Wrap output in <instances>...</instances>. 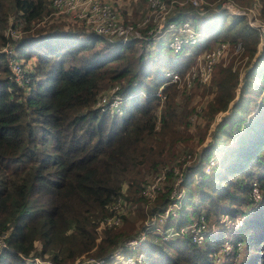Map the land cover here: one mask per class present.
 Listing matches in <instances>:
<instances>
[{"label": "trees", "instance_id": "obj_1", "mask_svg": "<svg viewBox=\"0 0 264 264\" xmlns=\"http://www.w3.org/2000/svg\"><path fill=\"white\" fill-rule=\"evenodd\" d=\"M175 6L173 20L191 18L201 35L195 47L178 53L163 37L122 44L84 27L66 29L64 19L52 20L51 0H0V47L10 38L8 29L22 22L27 32L14 41L15 48L24 62L36 56L23 87L10 77L0 52V237L7 242L0 264H31L28 258L36 254L53 264H74L85 255L108 262L140 219L163 210L170 185L148 212L139 205L122 226L98 229L114 198L129 199L125 186L130 195L140 193L145 173L170 159L164 158L167 146L174 151L179 139L190 137L179 127L188 126L192 108L179 107L177 84L167 83L165 73L185 74L218 38L241 43L251 63L244 75L223 61L215 65L206 129L218 113L225 114L186 167L179 216L166 226L181 227L204 210L219 229L204 246L188 236L164 238L150 230L139 245L140 264H232L234 254L221 263L214 259L227 230L223 214L243 218L234 230L235 243L245 247L239 264H264V199L254 205L250 195L254 179L264 190V31L246 13L209 3ZM162 84L166 99L159 126ZM113 85L124 96L122 112L95 109L98 94ZM211 159L215 165L207 171ZM137 201L145 199L138 194Z\"/></svg>", "mask_w": 264, "mask_h": 264}, {"label": "built area", "instance_id": "obj_2", "mask_svg": "<svg viewBox=\"0 0 264 264\" xmlns=\"http://www.w3.org/2000/svg\"><path fill=\"white\" fill-rule=\"evenodd\" d=\"M52 7L54 8L53 15L56 17H64L68 21H72L73 29L76 27H84L86 31L98 34L110 41H118L122 44H126L128 41L133 39H156L161 37V34L155 35V30L150 27L151 16H145L140 21L133 22L124 19L120 11L116 8L113 0H51ZM172 7L178 2L177 0H168ZM231 1V0H228ZM225 1V2H228ZM202 0H189L187 3L193 7H200ZM148 7L153 11L158 9H164L165 0H147ZM227 11L232 14L246 13L245 10L237 8L233 5V8H227ZM176 13H168V18L164 20L159 27V33L164 28L165 30H177L178 33L186 32L189 30V22L191 24V18H184L186 20L176 21L173 20V16ZM248 15V14H247ZM250 23L253 26L261 27L264 31V22L261 24H254L252 21L256 19V16L250 17ZM24 24L20 22L17 26L10 27L8 29L9 40L5 45L0 47V52L5 55L7 66L10 70V77L21 86H25L29 81L31 73L34 71L33 64L30 62L25 63L23 60L19 59V54L15 48V40H18L22 36V27ZM198 32L194 27L192 34L186 35V38L180 35L175 39L172 38L168 41L169 48L174 52H180L186 44L195 45L198 43ZM230 45L235 48V51L243 49L241 43L233 44L228 40H222L214 48L204 53L198 58V61L188 70L185 74L171 71L170 74L166 71L167 83H175L177 87L185 85L186 88L193 87L196 83L208 84L212 80L215 65L220 61H223L226 57ZM226 65V64H224ZM164 84L160 86L157 94L161 96V101H165L166 94L163 93ZM120 86L113 85L109 88L100 92L94 103V108L101 111H118L122 112L124 96L118 92ZM164 105L161 103L160 108ZM161 116L158 114V125L160 126ZM158 126V128H159ZM196 158V154H195ZM192 163V162H191ZM190 161L184 163L183 167L178 165L165 164L161 166L155 177L147 182L144 187H142L140 193L145 199L142 204L144 210L148 212L150 205L156 201L160 193L165 190L164 182L169 176L172 177L170 182V195L166 206L162 211L157 213H150L146 217V221L138 228L134 235L129 239L120 243L119 246L110 254V261L106 262L105 259L96 258L89 255L79 257L74 264H120L119 258L124 259L123 264H140L143 261L144 254L139 248V245L144 240L147 232L150 230H156L160 234L164 235V238H174L178 236H188L190 239L200 246L206 244L208 235L213 231H218L219 227L216 223H210L204 210L197 214H191L190 220L182 225L181 227H167V223L171 218H176L179 216V210L182 206L183 198L186 194V190L182 185L184 180L185 170L188 165L191 164ZM215 165L213 159L209 161L206 166L207 171ZM253 204L257 205L264 199V191L261 187V183L258 179H254L251 185L250 191ZM123 195H119L110 204L111 214L102 219L99 222L98 229L102 230L105 227L111 228L116 226H122L124 224L123 211L119 210L117 207L124 202ZM242 216L236 218L223 214L220 217L221 223H223L227 230L225 231L224 237L219 248L214 252V259L221 263L227 255L234 254L235 259L232 264H239L242 256L244 255V245L241 241L235 243V233L234 230L239 228L243 224ZM7 247V242L4 236L0 237V253L2 248ZM137 249H140L137 252ZM31 264H53L52 260L47 256H42L36 254L33 257L28 258Z\"/></svg>", "mask_w": 264, "mask_h": 264}, {"label": "rangeland", "instance_id": "obj_3", "mask_svg": "<svg viewBox=\"0 0 264 264\" xmlns=\"http://www.w3.org/2000/svg\"><path fill=\"white\" fill-rule=\"evenodd\" d=\"M113 1H115V5L119 9L118 11H120L122 16L126 20L137 22V21H140L145 16H151L150 27H153L152 29L156 31L155 35L156 34H161V35L163 34L161 37L165 38L166 41H170L172 38L175 39L176 37H179L180 35H182L183 37L186 38V35L192 34V32H193L194 25H193L192 19H191L190 20L191 24L189 22V30H187L186 32L178 33L177 30H165L163 28L162 31L159 33V27L162 23L164 24V20L166 18H168V13L169 12L173 13L175 11V8H176L175 5L172 7V4L168 0H165L164 9H158L156 11H153L152 9H150L148 7L147 0H113ZM177 1H180L181 3H183V5H186V4H188L187 2L189 0H177ZM225 1H228V0H213L212 2H209V0H202L201 3H209L210 7H212L213 9H217V8H219V9L229 8L230 9V7L233 8V5H234L237 8L245 10L247 12L248 16H250V17L256 16V19H254L252 21L254 24H261L262 23V21H263L261 18V13H262L261 9L263 6L262 0H239V1L231 0L228 2H225ZM177 3L178 2H176V4ZM180 5L183 6L182 4H180ZM219 5H221V6H219ZM54 19H64L66 21L65 28L66 29H73V27H72L73 22L72 21H70V20L68 21L66 18L60 17V16L59 17L54 16L52 18V20H54ZM185 21L186 20H183V23H185ZM73 30H75V29H73ZM26 32L27 31H23L22 34H26ZM198 33H199L198 39L200 41L201 35H200V32H198ZM161 37H159V38H161ZM159 38H156V39H159ZM150 39H153V38H150ZM139 40H140V42H142L143 40H148V39H139ZM153 40H155V39H153ZM221 41L222 40L220 38H218L215 41V44L213 45L212 48H214ZM138 45H139L141 50H142V48L144 49V47L141 46L140 43ZM195 45L186 44L185 47H187V46L195 47ZM169 46H170V44H169ZM146 47H148V46H146ZM259 47L261 48L262 44H260ZM212 48H207L202 53L198 54L197 58H196V62L198 61V58L200 56H202L204 53L208 52ZM19 59L25 60L21 56H19ZM224 59H225L224 64L233 65L234 69H239L241 71V75H244L246 69L248 68V66L251 63L248 56L243 55V49H241L239 51H235V48L232 45H230V49H229V51H228V53ZM34 60H36V56H33V58L26 61L25 63H27V62L32 63ZM167 71H168L167 73H169V74L171 71L178 72L176 70H171V69H168ZM178 73H180V72H178ZM211 82H212V80L208 84L196 83L193 87H190V88H186L185 85H181L180 87H178L179 95H178L177 101H178L179 107L184 108L186 106V108H192V111L189 114V118H188V126L186 124H183L179 127V129L182 132V134L184 133V131L188 130L190 133V137H187L186 139H183V138L179 139V141H177V143L173 146L174 151H171L170 148L167 146V148L165 149L164 158L170 157V159L167 160L166 162L162 163L161 166H163L165 164H169V165H178L179 167H183L184 163H186L187 161H190V163L196 161L195 153L197 151H200L202 149V147H204L205 144L209 143L212 140V131L215 128V122L217 120H220L222 115L225 114V112L218 113V115L215 117L213 122H211L210 125L208 126V128L206 129L207 125H206V119H205L204 111H205V108L207 107V104L210 101L211 95H212L211 92L209 91ZM196 85H198L199 87H198V91L196 93H194L193 88ZM161 103H164V105H165V101L164 102L161 101ZM161 103H160V105H161ZM164 105L160 108V110L159 109L157 110V114H160V116L162 114V108H164ZM171 153H173V154H171ZM158 169L155 171L147 172V173H145V171H144L145 176H144L143 182H142L143 187L147 182L151 181L155 177L154 175L157 173ZM169 185L170 184H169V181L167 179L164 182L163 187L164 186L167 187ZM124 191H125L124 195H127L129 197V199H126V197L123 196L125 200L117 208L119 210L123 211V213L126 216L133 217L137 214L135 211L137 209V207L139 205L141 207H143L142 204L144 202L141 201V203H139L137 201L138 194L140 196L141 193L133 192L132 195H130L129 190H127L126 186H125ZM145 221H146V218L140 219V221H139L140 223L137 224L136 228H139ZM139 251H140V249H137V252H139ZM243 252H245V247H244ZM119 259H120L119 260L120 264H123L124 259L121 258V255H120Z\"/></svg>", "mask_w": 264, "mask_h": 264}, {"label": "water", "instance_id": "obj_4", "mask_svg": "<svg viewBox=\"0 0 264 264\" xmlns=\"http://www.w3.org/2000/svg\"><path fill=\"white\" fill-rule=\"evenodd\" d=\"M219 6H221V5H219Z\"/></svg>", "mask_w": 264, "mask_h": 264}]
</instances>
